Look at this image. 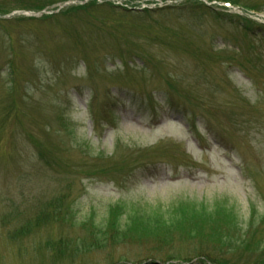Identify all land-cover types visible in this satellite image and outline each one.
<instances>
[{
  "label": "rangeland",
  "instance_id": "1",
  "mask_svg": "<svg viewBox=\"0 0 264 264\" xmlns=\"http://www.w3.org/2000/svg\"><path fill=\"white\" fill-rule=\"evenodd\" d=\"M37 1L46 7L11 12L35 20L0 22V264H197L202 246L258 264L264 0H202L232 23L185 14L183 0H96L68 14L87 0ZM245 17L263 34L246 31ZM138 150L143 163L129 170L85 174ZM180 204L192 217L196 206L227 211L214 219L236 224L231 242L209 239L214 223L205 236L182 233L183 218L169 245L81 246L134 213L170 220Z\"/></svg>",
  "mask_w": 264,
  "mask_h": 264
},
{
  "label": "trees",
  "instance_id": "2",
  "mask_svg": "<svg viewBox=\"0 0 264 264\" xmlns=\"http://www.w3.org/2000/svg\"><path fill=\"white\" fill-rule=\"evenodd\" d=\"M226 2L231 3L232 5H240L239 0H224ZM7 2H10L7 4ZM40 1L37 0H1L0 1V22L8 23L12 21H26V20H35L34 17H25V16H14L11 15V12L15 10H43L46 7V4H38ZM52 2V1H51ZM49 2L48 4H50ZM97 4L96 0H87L83 4L77 3L73 5H69L66 8L62 9L60 12L62 14H68L71 11H78L80 10H87L89 7ZM241 7L245 11H257L258 8L248 5H241ZM180 11L184 12L185 14H191L199 13V12H208L215 20H223L225 17H228L229 21L232 23L234 22V19L231 16L223 15L221 13H214L210 6H207L205 3L202 2V0H183L180 6L177 7ZM8 14V15H7ZM7 15V16H6ZM16 17V18H14ZM48 15L44 14L38 19H47ZM237 18V17H236ZM241 20V25L244 27L246 31L251 32H262V25L254 22L253 20H250L245 17L239 18ZM138 152V153H137ZM130 151L125 157L122 158V160L118 161L116 165L113 166L109 165V168L105 165H100L96 167L88 168L90 171L85 172L88 176H100V175H107L109 172L116 171V167H124L123 170H129L130 164L137 165L138 163H143L142 158L145 156L143 151ZM187 207L184 204H180L177 208L172 209L174 212V216L168 220L166 219L162 214H155V215H147L144 216L143 213L138 212V215H135L137 213H134L132 216L131 222H125L123 225L119 226V222L113 221V223H108L107 226H105L104 229H98L96 232H92L91 234L96 235H102L98 236L94 239H89L90 243H86L82 241L83 247L86 245H90L91 248H103L105 245H103V241L107 244V242H112L110 245L118 244V243H125L127 240H133V238H138L141 241L143 239L148 242L151 240L152 242L157 243H163L169 245L172 242V235L173 231H176L181 226L186 227L182 225V223L175 224V222H178L177 220L183 219L182 222H184L188 228L186 231H181L182 233H185L187 235H192L193 231L197 234H202V236H205V230H203L204 224H210L214 223V227L211 226V233H208L209 239L214 242L215 244H225V241L231 242L232 239V233L236 232V224H234L232 221L226 219V221H223L221 223H218L220 220L214 219L218 216H227V211L225 214H220L218 212H214L211 210H208L206 207L196 206V209H193L194 211V217H192L191 212L186 211ZM60 210V209H59ZM188 210V209H187ZM60 214V212L54 211L51 212L52 216L53 214ZM45 214V213H44ZM50 214V213H49ZM48 212L43 216V220L46 219L47 216H49ZM184 215V216H183ZM190 216V219H188ZM91 225V224H90ZM223 225V226H222ZM91 227H93L91 225ZM196 235V234H195ZM151 238V239H150ZM258 243H255L256 245ZM73 248V247H72ZM204 248V249H203ZM244 249H248L249 245H243ZM206 250V251H205ZM199 254L197 257L203 256V259L201 258L197 264H208L207 261L215 264H229L226 260L221 258L217 253L216 250H210L206 249V247H203L199 250ZM173 256H169V261L167 260L168 264H175L173 261L176 260V258ZM221 258V259H220ZM258 264H264V258L259 257ZM207 260V261H206ZM162 261V260H161ZM155 264V263H153Z\"/></svg>",
  "mask_w": 264,
  "mask_h": 264
},
{
  "label": "water",
  "instance_id": "3",
  "mask_svg": "<svg viewBox=\"0 0 264 264\" xmlns=\"http://www.w3.org/2000/svg\"><path fill=\"white\" fill-rule=\"evenodd\" d=\"M18 13H23V14H26V15H27V14H28V15H37V14H35V13H31V12H21V11H20V12H18Z\"/></svg>",
  "mask_w": 264,
  "mask_h": 264
}]
</instances>
